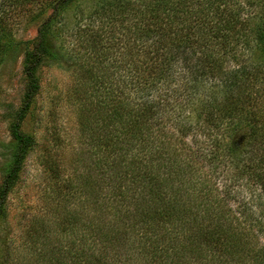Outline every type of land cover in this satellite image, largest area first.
<instances>
[{"label": "trees", "instance_id": "trees-1", "mask_svg": "<svg viewBox=\"0 0 264 264\" xmlns=\"http://www.w3.org/2000/svg\"><path fill=\"white\" fill-rule=\"evenodd\" d=\"M38 1L0 0V62L13 43L20 45L11 35L9 16L29 10ZM72 1H42L50 5V12L37 26L31 46L25 48L23 96L9 123L14 145L0 183V215L33 144L21 122L39 90L38 69L51 53L53 24ZM236 1L195 0L189 5L184 0H153L139 7L117 2L122 31L119 35L110 32L111 41L114 37L119 42L120 60L111 67L117 74L115 80L96 82L90 93L94 100L88 137L97 145L96 156L106 164L103 183L107 190L102 197L99 194L102 201L95 203L97 218L106 211L121 212L117 225H124L115 228L117 219L113 222L105 215L104 226L112 234H101L106 237L104 243L95 244L89 238L79 248L70 244L60 256L50 257L53 264H196L197 260L264 264L262 229L249 234L247 222H255L250 208L243 206L235 213L226 208L228 195L216 196L207 178L202 183L193 176L179 178L195 166L200 168L198 160L203 158L211 168L213 159L219 157L216 150L226 148L231 133L249 126V150L242 158L254 163L245 161L242 171L264 188V167L258 163L263 159L258 151L264 130L256 126L258 117L264 123V111L260 113L264 107V0ZM242 7L249 13L239 10ZM256 7L262 13L257 23H251L249 15L257 14ZM205 10L211 13L207 17ZM187 13L189 26L185 27ZM109 22L116 23V18ZM239 32L251 35L256 44V64L242 63L232 48L226 49ZM209 37L219 43L215 52L203 46ZM91 40L96 45L97 39ZM165 120L167 128L162 129ZM174 130L183 138L203 135L208 156L203 152L187 155L185 142L178 151L162 140ZM161 137L164 144L159 145ZM164 145L169 148H158ZM227 148L232 154L237 149L235 145ZM181 153L184 159L179 163ZM206 171L207 167L202 174Z\"/></svg>", "mask_w": 264, "mask_h": 264}, {"label": "rangeland", "instance_id": "rangeland-1", "mask_svg": "<svg viewBox=\"0 0 264 264\" xmlns=\"http://www.w3.org/2000/svg\"><path fill=\"white\" fill-rule=\"evenodd\" d=\"M42 1L46 2L40 0L36 6L31 4L29 10L20 9L9 16L11 35L20 45L17 47L13 43L0 62V183L8 169L14 145L9 123L23 96L22 60L25 48L31 46L37 26L50 12V5ZM152 1L121 0V3L130 2L139 7L141 3ZM184 1L190 5L195 0ZM240 1L237 0V4ZM117 2L120 0H73L56 16L50 36L51 53L38 69L39 90L21 122V129L32 136L33 144L7 194L5 209L0 215V264H53L50 257L54 254L60 256L70 244H77L79 248L89 238L95 244L104 243L106 237L101 234L111 236L112 233L106 230L103 218L107 215L114 222L120 217L121 212L110 214L106 211L101 219L97 218L95 203L102 201V194L107 190L103 183L106 164L103 165L96 156L97 145L88 137L92 118L90 107L94 100L90 93L94 91L96 82L115 80L117 74L111 67L118 65L120 60L119 42L114 37L112 41L110 39L111 31L114 35L122 31L117 22L121 17L119 12H115ZM239 10L249 13L246 7ZM255 13L249 15L251 23L258 22L261 8L256 7ZM210 14L205 10L206 17ZM189 16L187 13L183 23L185 27L189 26ZM113 17L116 18L114 24L109 22ZM245 35L239 32L226 49L232 48L242 63L251 64L256 60L257 48L251 35ZM92 38L97 39L96 45L92 44ZM203 46L215 52L219 43L209 37L203 41ZM260 111L262 114L264 107ZM261 119L258 117L256 126L260 124L264 130ZM164 127L167 128L166 120L162 129ZM248 132L249 126L233 131L226 148L216 150L220 151L219 157L213 159L211 168L203 158L198 160L202 162L200 168L195 166L193 171H185L179 178L185 180L193 176L201 183L207 178L216 196L228 195L226 208L234 213L243 206L249 207L255 221H246L251 225L249 234L254 235L256 228L262 229L259 240L264 244V188L251 177H246L251 174L242 171L245 161L254 163L242 158L249 150ZM170 134L159 138V145L164 144L161 139L167 140L179 151L185 142L187 155L203 152L208 156L203 135L185 134L183 138L176 130ZM234 145L237 149L232 154L227 147ZM162 147L169 148L167 145L158 148ZM216 151L213 149V152ZM258 154L263 158L258 161L263 168L264 143ZM183 157L181 153L179 163ZM205 167L208 171L202 174ZM132 208L131 205L129 209ZM117 222L118 219L114 223L115 228H123L124 224L117 225ZM57 249L59 252L54 253ZM196 264L203 263L197 260Z\"/></svg>", "mask_w": 264, "mask_h": 264}]
</instances>
